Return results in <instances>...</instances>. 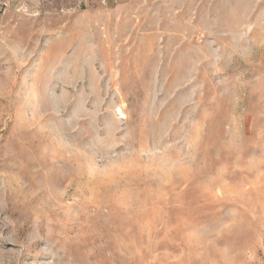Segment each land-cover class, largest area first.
<instances>
[{
    "label": "rangeland",
    "instance_id": "1",
    "mask_svg": "<svg viewBox=\"0 0 264 264\" xmlns=\"http://www.w3.org/2000/svg\"><path fill=\"white\" fill-rule=\"evenodd\" d=\"M0 264H264V0H0Z\"/></svg>",
    "mask_w": 264,
    "mask_h": 264
}]
</instances>
